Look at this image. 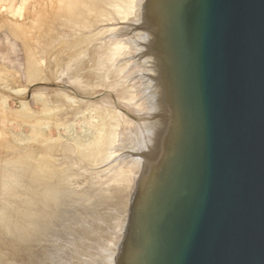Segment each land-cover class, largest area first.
<instances>
[{"label":"water","instance_id":"obj_1","mask_svg":"<svg viewBox=\"0 0 264 264\" xmlns=\"http://www.w3.org/2000/svg\"><path fill=\"white\" fill-rule=\"evenodd\" d=\"M160 101L117 264H264V0H146Z\"/></svg>","mask_w":264,"mask_h":264},{"label":"bare ground","instance_id":"obj_2","mask_svg":"<svg viewBox=\"0 0 264 264\" xmlns=\"http://www.w3.org/2000/svg\"><path fill=\"white\" fill-rule=\"evenodd\" d=\"M145 1L52 0L37 19L41 35L25 44V58L28 79L54 95L42 111L65 127L94 113L98 131L25 149L0 140V264H100L99 254L117 264L160 101ZM58 82L68 86L63 94ZM109 228L107 245L99 236ZM89 240L107 248L87 253Z\"/></svg>","mask_w":264,"mask_h":264},{"label":"rangeland","instance_id":"obj_3","mask_svg":"<svg viewBox=\"0 0 264 264\" xmlns=\"http://www.w3.org/2000/svg\"><path fill=\"white\" fill-rule=\"evenodd\" d=\"M51 1L52 0H0V140L7 141L11 146L22 149L27 148L29 144L37 145L39 141L48 143L50 139H58V141L70 140L72 137L78 136L81 132L85 131L92 137L94 133L98 131L96 125L98 119L95 117L94 113H86L87 116L85 115L84 118L79 116L70 127L54 123L51 118L52 109L48 111H42L41 109L42 103H46L47 106L52 104V99H54L52 96L54 95H52L53 92L50 93L51 91L49 89L51 88H46L44 80L35 82L28 79L29 77L26 73L27 63L25 48L29 45H35L36 43L34 42L38 36L41 35L39 20L43 16V13H45L44 11L42 12V10L45 9V11H47L46 9H48V4ZM56 44L57 42L52 48H50L51 46L49 47V52L44 61L46 65L52 60V56H54L56 49L58 48L59 50V47H61ZM46 68L47 66H45L44 69ZM47 69L44 71L46 72ZM45 72H43L42 67V73L45 74ZM58 85L60 86L58 87L59 93L62 91L66 92L65 89L68 88L67 85L61 82H58ZM43 88L46 89L42 91ZM47 90L49 92H47ZM45 91L46 93H42ZM64 92H62V94ZM36 93H39V97ZM73 93L78 94L77 92ZM48 95L51 97H48ZM35 129L39 132L38 137H35ZM109 229V234L107 230L105 231L107 234L104 233V231L101 232L102 234L99 232V237L101 238L103 236L102 242L105 241L107 245H109L110 240H112L113 235H115L109 236L115 232L112 231L113 228L111 230ZM100 238L98 241H101ZM107 239H109V241H107ZM84 240L85 239H83V242L86 241ZM88 242L86 247L90 246L91 249L96 248L95 250L97 253H101V251H99L102 250L101 247L104 250L107 248L105 245L106 243L104 244L106 246L105 248L103 247V243V246L100 245V248H97V244L99 245L101 242L96 245L92 244L90 240ZM82 245H86V243ZM86 247L83 246L82 251ZM90 247H88L89 249L86 248L87 251L86 249H84V251L87 253L92 251L93 249L91 250ZM102 254L104 253L102 252ZM97 256V263L99 261L105 262L103 259L104 256L101 255L102 258H100V254ZM25 257L26 259H33V257L30 258L31 256L28 254H25ZM90 260L91 263H93L96 259L93 260L90 257L89 261ZM101 262L99 263L102 264Z\"/></svg>","mask_w":264,"mask_h":264}]
</instances>
